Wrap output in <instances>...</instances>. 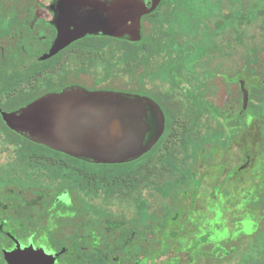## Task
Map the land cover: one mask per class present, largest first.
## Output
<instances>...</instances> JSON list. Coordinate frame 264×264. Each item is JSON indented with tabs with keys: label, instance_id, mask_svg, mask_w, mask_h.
Returning a JSON list of instances; mask_svg holds the SVG:
<instances>
[{
	"label": "flooded vegetation",
	"instance_id": "flooded-vegetation-1",
	"mask_svg": "<svg viewBox=\"0 0 264 264\" xmlns=\"http://www.w3.org/2000/svg\"><path fill=\"white\" fill-rule=\"evenodd\" d=\"M26 1L28 4L21 10L22 20L18 21V37L22 42L19 57L25 73L16 95L26 101L19 107L69 87L147 96L164 114V131L169 126L164 143H156L149 150L151 158L158 153L165 155V169L171 172V177L161 186L169 190L165 194H190L211 187L226 189L227 194L236 193L239 179L243 181L249 176L248 153L242 154L239 165L225 167L220 165L218 152L232 148L238 139L237 132L243 137L246 135L249 117L245 112L243 116L238 114L233 130L229 126L232 118L219 116L216 82L218 74L223 77L230 73L232 63L222 53L228 63L218 64L213 37L219 19L222 27L232 26V5L203 6L193 5L194 0H159L153 10L141 15L135 23L128 20L127 29L122 31L118 30L121 6L128 0ZM138 1L148 8L152 5V0ZM10 12L9 0H0V66L5 76L9 70ZM195 18H199L198 25L194 23ZM105 20L116 21L117 28L109 29ZM187 24L193 26V31L186 32ZM138 27L140 37L135 39ZM59 36L64 37L66 44L46 56ZM123 58L129 60L122 62ZM206 61L207 66L201 67ZM122 67L136 74L140 71L147 77L146 82L136 79L133 84H112V77L120 75ZM8 94L6 90L0 96L2 123L1 112L9 110L6 108ZM185 111L188 115L179 117ZM176 124L187 125L179 133L180 148L162 151L169 138L176 134ZM12 151V157L0 163V264H13L10 260L24 257L29 248L34 251L38 264H135L130 244L151 232L155 224L166 222L163 216L149 209L148 200L141 192L145 207L139 208L141 200L137 196V214L132 218L108 208V202L120 198L105 197L101 191L92 200L88 196L80 200L81 204L74 205L71 214H59L56 212L59 196L76 194L58 188L57 175L47 165H35L17 176L9 174L10 164L18 160ZM178 154V163H175L174 157ZM16 168L23 169L19 164ZM151 168L147 167L149 173L144 184L152 185ZM212 183L218 184L212 186ZM208 194L204 192V200ZM214 200H229V196L216 193ZM165 207L170 209L169 205ZM113 218L119 223L109 226L108 220ZM207 231H210L207 227L197 228L198 235ZM72 256L76 260L72 261Z\"/></svg>",
	"mask_w": 264,
	"mask_h": 264
},
{
	"label": "rangeland",
	"instance_id": "rangeland-1",
	"mask_svg": "<svg viewBox=\"0 0 264 264\" xmlns=\"http://www.w3.org/2000/svg\"><path fill=\"white\" fill-rule=\"evenodd\" d=\"M26 4V0H9V9L17 15L19 23L22 20L21 10L25 9ZM199 4L232 5L234 9L230 29L219 25V19L217 33L213 36L218 64L225 66L228 63L225 54L231 58L232 63L230 73L223 77L218 74V112L219 116L232 118L229 126L233 130L236 124L234 119L238 114L243 116L242 113H247L249 123L244 132L246 135L243 137V134L237 132L238 139L232 148L219 151L218 158L220 165L231 167L236 163L239 165L243 160L242 154L248 153L249 176L243 181L239 179V189H234L236 193L227 194L226 189L211 187L202 192H172L165 195L161 186L171 177V172L165 169V162L155 161L156 169L150 178L152 185L144 184L129 196L106 204L118 214L127 218L135 217L136 199L141 192L148 200L149 209L166 220L165 224H155L151 232L142 234L140 230L141 237L130 244L131 259L136 260L135 264H241L243 260H248L246 264H252L254 256L250 252L257 250L256 241L260 239L255 236L254 231L257 228L264 229V14L260 13L264 10V0H194L193 5ZM198 20L199 18L194 20L197 25ZM191 27L193 26L186 25L187 33L193 31ZM203 36L201 33L200 37ZM206 62H202L201 67L207 66ZM139 72L136 74L133 70L127 71V68L122 67L120 75L112 77V84H133L136 79L146 82L147 77ZM187 115L185 111L179 117ZM185 126L187 125H175L176 134L169 138L166 146L161 148L162 151H177L180 148L179 133ZM22 137L0 121V163L12 157L11 147L22 140ZM158 154H155V160ZM179 156L174 157L175 163H178ZM216 184L218 183H212V186ZM204 192L209 193L205 200ZM216 193L223 197L228 195L229 200H214ZM80 204V199L74 194H63L59 196L56 212L71 214L73 206ZM168 205L170 209L167 210L165 206ZM108 222L109 226L119 223L114 218ZM204 227L210 231L198 235L202 231L197 232V228ZM65 232L63 231L64 236ZM93 240H97L96 234ZM71 260H76V257L72 256Z\"/></svg>",
	"mask_w": 264,
	"mask_h": 264
},
{
	"label": "water",
	"instance_id": "water-1",
	"mask_svg": "<svg viewBox=\"0 0 264 264\" xmlns=\"http://www.w3.org/2000/svg\"><path fill=\"white\" fill-rule=\"evenodd\" d=\"M158 3L159 0H152L148 8L138 0L123 2L118 30H126L128 20L135 23ZM115 22L105 20L104 24L115 30ZM134 35L135 39L140 37L139 27ZM65 44L64 37L59 36L46 56ZM1 116L10 130L34 143L86 162L103 164L138 159L157 143L165 128L160 106L147 96L91 92L79 87L45 94L15 110L3 111ZM31 249H27L24 257L12 258L10 262L38 264Z\"/></svg>",
	"mask_w": 264,
	"mask_h": 264
},
{
	"label": "trees",
	"instance_id": "trees-1",
	"mask_svg": "<svg viewBox=\"0 0 264 264\" xmlns=\"http://www.w3.org/2000/svg\"><path fill=\"white\" fill-rule=\"evenodd\" d=\"M260 13L264 14V10ZM17 21V15L11 11L9 70L6 76L0 66V96L7 90L9 98L6 102V108L9 110L16 109L26 102L23 98L16 95L18 83L25 73L22 69L24 63L21 62L19 57L22 50V42L20 43V38L18 37L19 28ZM128 54L131 55L130 51H128ZM126 60L129 59L123 58L122 62ZM3 124L6 126L5 123ZM168 127L166 126V131H164L157 144L163 142ZM22 138V140L11 147L15 151L18 160L14 164H10L9 174L17 176L21 172L27 173L30 167L35 165H47L48 169L57 175L58 188L69 189L80 200H85L87 196L92 200V198L98 196V191H101L100 193H103L105 197L121 199L129 196L147 180L149 173L147 167L151 166L152 172H155V161H161V163L165 161V155L158 154L157 160H155V157H150V151H148L138 159L130 162L114 164L91 163L52 150L24 137ZM36 159H39L40 162ZM18 164L23 167L22 170L16 168ZM40 169L41 167H38V170ZM168 191L163 189L162 192L165 194ZM138 200H141L139 208L144 209L145 202L142 201L144 198L141 194L138 195ZM254 232L255 236H259L258 238L260 239L256 241L257 250L250 252V255L254 256L252 257V264H264V229L257 228ZM246 261L248 260H243L241 264H246Z\"/></svg>",
	"mask_w": 264,
	"mask_h": 264
}]
</instances>
